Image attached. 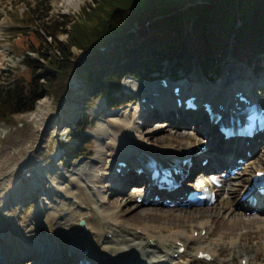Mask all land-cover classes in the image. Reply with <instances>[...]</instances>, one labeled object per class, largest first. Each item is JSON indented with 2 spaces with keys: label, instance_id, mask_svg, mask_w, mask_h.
Here are the masks:
<instances>
[{
  "label": "rangeland",
  "instance_id": "obj_1",
  "mask_svg": "<svg viewBox=\"0 0 264 264\" xmlns=\"http://www.w3.org/2000/svg\"><path fill=\"white\" fill-rule=\"evenodd\" d=\"M93 1L0 0V84L11 82L18 76H28L29 71L23 62L25 55L38 63L44 62L42 57L27 48L32 42L42 40L35 32V28H38L34 26L36 19H41L40 25L46 18L54 19L62 14L81 17V8ZM64 37L61 35L60 39ZM41 51L44 52V47ZM73 53L82 56L75 49ZM261 57L259 69H253L228 55L206 72L195 64L188 74L179 71L177 75L179 78L192 76L196 80L193 87L204 88L200 93L203 96L199 95L201 98L213 96L220 88L225 90L236 86L239 89H250L257 100L264 102L262 86L250 83V79L256 83L264 82V55ZM165 66L155 69L158 72L150 75L155 79L138 80L131 76L122 78L111 103L107 98L97 95L88 100L89 96L82 94L77 77L73 74L69 80L71 94L67 99L54 101L44 96L36 101L34 108L39 103L37 107L44 110H40L42 113H47L46 117L40 114H37L38 117L31 116L29 112H24L15 115L9 123H0V175L8 173L6 178L0 177V250L15 251L18 244L24 249V245L28 247L39 240L44 243L47 252L50 251L48 245L56 246V239H59L57 222L67 210H77L102 224H123L134 231L137 241H146L149 235L168 237L180 234L179 243L186 246V251L179 261H170L169 264H240L243 258L248 264H264V213L238 210L228 212L218 203L219 199L228 196V191H236V198L240 197L242 181L248 183L254 171L264 168V140L255 141L258 149L241 166L242 170L225 182L218 192L217 202L211 206H192V211L189 208L137 203L135 196L139 188L124 189L122 193L116 194L106 190L105 186L109 184L100 185L95 182L96 176L105 177L109 174H105L102 166L108 165L111 159L110 153L106 151L109 144L111 147L115 144L114 126L121 129L124 125L123 128L136 131L132 130L131 123L124 121L130 119L133 122L132 115L138 103L137 94L143 95L148 86H158L160 79L166 78L169 71L174 73L172 63L163 62L162 67ZM231 68L234 72L228 77ZM245 82H248V86ZM192 116L195 118L189 119L187 127L177 130L171 128L168 131L162 129L161 120H153L144 125L141 121L136 122L138 132L155 148L186 151L185 137L192 135L197 141L196 148L203 146L206 138L205 119L199 113ZM77 134L80 141L73 138ZM129 149L132 153L133 149ZM72 179H77V187L70 183ZM33 186L38 187L35 193L32 191ZM26 191H31V195L17 200ZM92 199L97 200L100 207L101 216L98 219L94 211L96 203H90ZM115 212L119 217L113 219L111 214ZM82 217L77 214L70 217L72 225L67 229L78 226L87 231L89 226ZM201 221H207L209 229L206 230L209 232L212 228L213 233H206L201 235V240H195L197 237L194 233L206 232L199 226ZM185 226L186 232L183 231ZM177 247L175 243L169 252L176 251ZM34 249L40 251L38 247ZM201 250L210 252L213 260L194 259V254ZM66 256L70 257L68 254Z\"/></svg>",
  "mask_w": 264,
  "mask_h": 264
},
{
  "label": "trees",
  "instance_id": "obj_2",
  "mask_svg": "<svg viewBox=\"0 0 264 264\" xmlns=\"http://www.w3.org/2000/svg\"><path fill=\"white\" fill-rule=\"evenodd\" d=\"M81 11L40 25L36 19L42 40L27 48L44 62L25 55L28 76L0 84V123L33 110L44 96L67 99L72 73L88 100L111 103L122 78L144 79L163 62L206 72L232 54L256 69L264 55V0H94Z\"/></svg>",
  "mask_w": 264,
  "mask_h": 264
},
{
  "label": "bare ground",
  "instance_id": "obj_3",
  "mask_svg": "<svg viewBox=\"0 0 264 264\" xmlns=\"http://www.w3.org/2000/svg\"><path fill=\"white\" fill-rule=\"evenodd\" d=\"M233 72L234 70L232 68L229 69L227 73L228 77H231L233 75ZM167 79H168L167 85H171V84L174 86L180 85L182 91L184 89V92L190 90L195 83L194 81H196L195 79H193L192 76L183 77L181 81L178 83L170 81L169 75H167ZM250 83H254L255 85L262 86L260 88L264 89L263 81L256 83L253 79H250ZM244 84L248 86V82H245ZM192 90H198L200 93H202L204 91V88L202 86H196L193 87ZM239 91H241V89L236 88V86L235 87L233 86L229 89L227 88L225 90L224 88H220L215 92L213 96L206 98L215 103L219 101H222V103H226L228 102V97L231 92L233 94ZM245 92L249 94L250 99L253 102L258 103L254 99V95L250 94L251 90L247 91L243 89V93ZM199 95L201 97L203 96L202 94ZM137 97H138L137 109L134 111L132 115L133 122H131L130 119L124 121L131 123L133 125L132 130H136V131H130V128H123L124 125L121 129H118L114 125H112L114 126V130H115L114 133L116 134L115 144H114L115 147L114 145H112L111 147L110 144L107 146L108 150L106 152L110 153L109 158L111 159L108 165L102 166V169L105 171V174L108 173L109 174L108 176L106 175L105 177L96 176V180H95L96 183L100 185L109 184L108 186H105L106 190H108L109 192L116 194L122 193L124 189H126V185L129 183L130 175L133 174L132 171L125 173V168L121 169V173H124L123 176H121L119 173L118 174L115 172L112 173L111 170H115V162L118 160L124 162L126 160V163L128 162L127 166L129 165L130 167H134V166H138L139 164L143 165L150 158H153V160H155L156 162L166 164L167 162L172 161V159L174 158L181 159V158L190 157L192 161V165L190 166L189 169V173H190L192 170L198 168L196 165L200 157L202 159L208 160L207 166H209L210 168L211 167L219 168V166L221 165L225 166V163L228 162L231 157L236 158L237 155L240 156L239 155L240 153L239 151L241 149V148L239 149L240 146L239 145L230 146L226 144V141L219 136L216 125L206 126L204 135H206V138L207 137L209 138V141H206V138L204 139L203 143L205 142L206 144L205 151L201 152L200 154H196L198 151H200L199 149L200 147L196 148L195 143L197 141L195 138L192 137V135H190L189 137H185L186 139H184L187 145L186 147L188 152L182 151V149L176 150L174 148H170V150H162V148L160 147L155 148V146H153L152 144L147 143L145 141V138L142 137V135L138 132L139 127L137 126L138 123L136 121H141V124L144 125L150 121L153 120L158 121L163 118V122L160 123L161 126H163L162 128L163 130L168 131L171 128L177 130L180 128L187 127L188 123H190L189 119L193 117L192 114L194 113L184 112V111L182 112V109H176L174 104L172 103L173 101L172 94L168 93V88L166 89L162 88L160 85L154 88L148 86L147 91L143 95L137 94ZM38 104L39 103H37L36 107L38 106ZM33 110L30 111L31 113L29 112L31 116L33 115L38 117L37 114H40L42 115L41 117L43 116L46 117L47 113H42L44 110H42L41 108L37 107L36 110L34 111ZM175 113H178V117H175ZM199 114L205 119V113L203 112V110H200ZM44 119L45 118L41 119V122L42 121L44 122ZM43 122L41 123L40 127L42 126ZM210 132L212 134L214 132L216 136L214 135L211 136ZM134 134H138V135L135 136ZM263 134L264 133L258 134L256 137L261 138V140L263 141L264 140ZM120 145L125 146L126 148H123ZM129 148L133 149L132 153L135 156H133L132 153L129 152L130 151ZM243 149H247L249 151L250 150L256 151L258 149V144L256 145L253 139H251L247 146L244 145ZM228 165H230V163H228L226 166L228 167ZM203 170L204 168L201 167L200 172H203ZM7 174L8 173L5 172L3 175H0V177L1 178L3 177L2 179H4L7 177ZM213 174L216 173L214 172ZM228 176H231V174H228ZM244 181L245 180H243L242 182L244 183ZM70 183L74 184L77 187V179H72ZM187 185L190 186V183H187ZM132 188H139L140 190H142L141 186L132 185ZM183 190L185 189L183 188ZM32 191L33 193H35L36 191H38V187L33 186ZM227 194L228 196L218 200V203L222 204V206L226 209V211L234 212L238 210V212H240V211H246L251 208V205L249 203L244 202L242 199H240V197L236 198V191L233 193L228 191ZM29 195H31V191L22 192V196L17 197V200H20L22 197L27 198ZM137 196L139 197L143 196L144 197L143 200H146L147 202L152 201L150 199V193L146 195L143 192L142 194L139 193ZM177 200L179 202L183 201L182 199L179 198H177ZM90 201H91L90 203H96V208L94 211L97 213V219H98V217L101 216V211L99 209L100 207L99 205H97L98 201L95 199H92ZM190 208L191 207H189V209ZM190 211L192 210L190 209ZM256 211H260V213H264V209L263 210L256 209ZM76 214L77 216L79 215L83 216L82 218L85 220L86 222L85 224L89 226V229L87 231H84V228L82 227L79 228L78 226L77 227L73 226L72 228L67 229V227H70V225H72L70 219ZM111 217L115 219L118 218L119 216L117 212H115L114 214L113 213L111 214ZM259 220H262V217H259ZM207 223H208L207 221H201L199 223V226H201L202 229L208 230L209 225ZM103 226L105 228V231H103ZM56 227H58L59 234L58 233L57 234L59 235V239H56L57 240L56 246L55 244L53 246L51 244L48 245L50 251L47 252L44 243L39 242V240L33 242L35 244H32L31 246L26 247L24 245L23 247L24 249H21L22 247H20L18 244L16 246L15 251L12 250L8 252V251L0 250V264H11L15 259L24 256L30 257V259H26L25 261L19 262L17 264H32L35 261L36 264H87L86 262H88V264H169L170 261H172V263H175V261L177 260L179 261L180 258V257H177L176 259L172 258L173 257L172 254L176 251H172L171 253L169 252L175 243L180 242L179 239L181 238L180 234H173L168 237H161L157 235L156 237L155 235H149L146 241H141V240L137 241L136 240L137 236L134 233V231L129 230L123 224L121 225H111L107 223L102 224L98 220H94L93 217L85 216L84 213H81L80 211L77 212V210H67L66 214L60 218L59 222H57ZM74 227L76 229H74ZM186 228H187L186 226L183 228L184 232H186L185 230ZM207 230L205 234L207 233L209 235H212L213 229L211 228L209 232H207ZM193 231L194 230H192V234ZM108 234H111V236L108 237ZM201 238L202 237L200 236V234H198L195 240H201ZM36 247H38L40 251H36L34 249ZM25 248L27 249V252ZM163 248L165 249L164 251ZM199 252L204 253L206 251L203 250L197 251L194 254V259L197 258ZM67 254L70 255V257H67L66 256ZM210 255L212 256V254ZM218 255L220 254L218 253ZM180 264H184V263H180ZM186 264L188 263L186 262ZM246 264H248V262Z\"/></svg>",
  "mask_w": 264,
  "mask_h": 264
}]
</instances>
